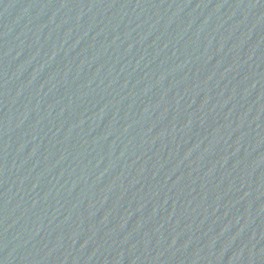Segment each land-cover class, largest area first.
Masks as SVG:
<instances>
[{"label": "water", "instance_id": "obj_1", "mask_svg": "<svg viewBox=\"0 0 264 264\" xmlns=\"http://www.w3.org/2000/svg\"><path fill=\"white\" fill-rule=\"evenodd\" d=\"M0 264H264V0H0Z\"/></svg>", "mask_w": 264, "mask_h": 264}]
</instances>
